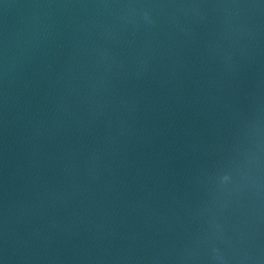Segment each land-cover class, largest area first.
Segmentation results:
<instances>
[{"label":"water","instance_id":"water-1","mask_svg":"<svg viewBox=\"0 0 264 264\" xmlns=\"http://www.w3.org/2000/svg\"><path fill=\"white\" fill-rule=\"evenodd\" d=\"M2 264H264V0H0Z\"/></svg>","mask_w":264,"mask_h":264},{"label":"snow or ice","instance_id":"snow-or-ice-1","mask_svg":"<svg viewBox=\"0 0 264 264\" xmlns=\"http://www.w3.org/2000/svg\"><path fill=\"white\" fill-rule=\"evenodd\" d=\"M0 264H2V261H0Z\"/></svg>","mask_w":264,"mask_h":264}]
</instances>
